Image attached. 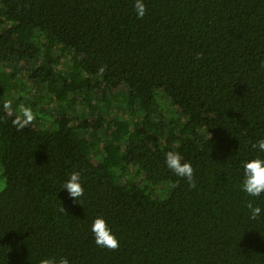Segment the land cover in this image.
Returning a JSON list of instances; mask_svg holds the SVG:
<instances>
[{
	"label": "trees",
	"instance_id": "16d2710c",
	"mask_svg": "<svg viewBox=\"0 0 264 264\" xmlns=\"http://www.w3.org/2000/svg\"><path fill=\"white\" fill-rule=\"evenodd\" d=\"M146 4L138 19L133 0H0V264H264V216L246 207L264 196L240 190L264 138V0ZM20 63L46 84L25 91L23 130L3 107L25 100ZM74 170L80 203L61 189ZM98 215L117 249L95 244Z\"/></svg>",
	"mask_w": 264,
	"mask_h": 264
},
{
	"label": "clouds",
	"instance_id": "9594fccd",
	"mask_svg": "<svg viewBox=\"0 0 264 264\" xmlns=\"http://www.w3.org/2000/svg\"><path fill=\"white\" fill-rule=\"evenodd\" d=\"M133 8L136 17L142 19L147 13L146 0H133ZM3 107L11 109V105L8 102H5ZM18 112L19 114L15 116L12 123L17 130H23L34 121L35 114L31 107L23 104L19 105ZM253 148L257 150L258 155L242 162L243 179L240 184V190L248 197L260 198L264 196V156L259 154L264 153V138L258 140L253 145ZM164 163L177 177L186 180L190 187L195 188L197 186L195 169L191 161L183 159L176 151H168L165 155ZM61 189L66 190L71 198L78 200L80 203L85 192L81 172L72 171L63 182ZM246 207L252 220H257L264 216V207L254 204L252 200L247 201ZM90 231L98 247L110 250H115L119 247V239L104 216L98 215L92 219ZM40 264H71V262L67 257L59 260L52 257L40 261Z\"/></svg>",
	"mask_w": 264,
	"mask_h": 264
},
{
	"label": "rangeland",
	"instance_id": "374dc122",
	"mask_svg": "<svg viewBox=\"0 0 264 264\" xmlns=\"http://www.w3.org/2000/svg\"><path fill=\"white\" fill-rule=\"evenodd\" d=\"M12 67H13L12 68V71H14L17 74L16 76H18L17 80L15 81L18 84L16 90H17V92H19L18 90H20L22 88L23 93H24V96H25V100H24V102L21 101V104H24L25 105L27 101H28V104H29V102L32 101L30 99L26 100V98H28V97H27V94L25 93V91L31 90L33 88H38V91H37L38 93H34V96H36L37 94L42 95L41 92H42V90H44V87L46 86V84L38 83V84H40L38 87L36 86L37 84L36 85H33L32 80L27 79V76L28 75L25 74V71L27 69L24 68V65L23 64L20 63L19 68H16L15 65H12ZM32 67H34L33 64H32ZM19 93H18V95H19ZM14 95H17V93H15ZM95 98L96 97L93 98L94 99V103L97 104V106H98L99 109H102V105L98 103L99 100L98 99H95ZM161 100L163 102H165V104H166V108H164V110H163L164 114H167V116H171L172 113H173V111L170 108V100H169L168 96L165 95L164 93H161ZM15 102L16 101L13 100V97H12V99L11 98L9 99V103H10L11 106H13L14 104L21 105V104L15 103ZM102 110H105V108L103 107ZM33 122L36 123L35 119H34ZM4 185H5V181L4 180H0V189H2L4 187ZM163 195H168V194H164L163 193Z\"/></svg>",
	"mask_w": 264,
	"mask_h": 264
}]
</instances>
